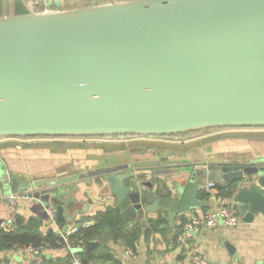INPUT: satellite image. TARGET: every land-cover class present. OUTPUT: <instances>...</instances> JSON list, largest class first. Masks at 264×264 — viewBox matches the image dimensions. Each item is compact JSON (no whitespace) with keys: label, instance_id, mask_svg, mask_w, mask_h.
<instances>
[{"label":"water","instance_id":"water-1","mask_svg":"<svg viewBox=\"0 0 264 264\" xmlns=\"http://www.w3.org/2000/svg\"><path fill=\"white\" fill-rule=\"evenodd\" d=\"M101 1L0 16V136L167 135L264 125V0ZM162 164L100 171L117 209L141 219L162 207L173 216L202 203L196 195L205 182L230 181L235 171L253 179L236 197L239 213L247 221L264 213V164ZM184 172L189 178L173 184L172 198L147 178ZM83 175L18 182L0 170V196L22 184L35 212L48 217L45 208L54 205L62 224L72 200L59 199L61 186ZM97 245L87 241L74 250Z\"/></svg>","mask_w":264,"mask_h":264},{"label":"crops","instance_id":"crops-1","mask_svg":"<svg viewBox=\"0 0 264 264\" xmlns=\"http://www.w3.org/2000/svg\"><path fill=\"white\" fill-rule=\"evenodd\" d=\"M60 1L61 8L55 0H0V16L59 11L102 3L101 0ZM158 161L165 163L162 164L165 167L181 166L183 169L206 162L221 165L264 164V125L203 127L154 136H40L0 140V170L9 176L14 174L18 182L53 174L71 177L73 171L84 174L61 186L59 199L63 203L72 200L69 204L72 206L71 214L66 208V220L62 224L35 212L33 203L28 200L21 201L19 205L17 216L24 223L33 219L43 234L55 231L62 237L72 226H86L87 222L95 224L98 214L108 208L117 210L116 200L108 193L104 174L100 171L123 164L131 165L127 170L156 168L149 163ZM237 175L235 171L229 172L230 181H217L211 189L205 182L196 195L202 203L177 211L173 216L169 209L162 207L154 212H145L141 219L129 218L118 209L127 221L128 232L133 233V246H127L122 237L108 236L96 240L99 245L90 250L93 257L89 259V264H179V260L187 259L196 251L217 264H264L262 212L255 214L250 221L239 213L241 220L236 225L221 222L213 228L202 227L189 236L182 235L184 225L192 214H201L219 203L233 204L238 209L236 197L240 190L253 184V179L250 176L238 178ZM187 176L184 172L162 177L148 174L147 178L161 183L159 194L162 197L172 198L175 197L172 194L173 184L187 181ZM229 183L233 187L230 193L228 189L219 187ZM16 187L17 193L28 192L22 184ZM201 190L204 192L201 193ZM5 196L8 197V194L0 196V221L10 218V204ZM66 225L69 228L65 230ZM21 248L0 250V264H62L58 258L69 253L58 247L47 248L37 255ZM84 251L87 252L83 249L80 253Z\"/></svg>","mask_w":264,"mask_h":264},{"label":"trees","instance_id":"trees-1","mask_svg":"<svg viewBox=\"0 0 264 264\" xmlns=\"http://www.w3.org/2000/svg\"><path fill=\"white\" fill-rule=\"evenodd\" d=\"M231 185L230 183L229 185L220 184L219 187L228 189L227 191L230 193L233 189ZM17 221L18 228L16 230L11 231L0 227V250L16 249L27 245L58 248L65 243L63 237L58 232L52 231L43 234L37 229L36 222L33 219L27 223H24L22 218H18ZM126 222L118 209L108 208L106 211L98 214L95 224L79 226L76 231L70 233L69 241L73 244H81L84 246L87 241H96L104 237L112 236L114 238L122 237L127 246H133V233L128 232ZM81 255L87 259L88 264L89 259L93 257L91 251H84ZM58 262L72 264L71 254L67 253L66 256L59 257Z\"/></svg>","mask_w":264,"mask_h":264},{"label":"built area","instance_id":"built-area-1","mask_svg":"<svg viewBox=\"0 0 264 264\" xmlns=\"http://www.w3.org/2000/svg\"><path fill=\"white\" fill-rule=\"evenodd\" d=\"M126 134H119V135H85V136H78L82 138H101V137H121ZM128 135V134H127ZM129 135H136V136H146L141 134H129ZM147 136H154V135H147ZM32 138V137H17V136H0V140L7 139V138ZM40 137V136H37ZM42 137V136H41ZM215 187V182H208L207 188L211 189ZM31 198L30 194L27 192L17 193V192H10L8 194V201L10 204V218L7 220L0 221V227L6 230H16L18 228V208L23 200H27ZM48 217L56 222V211L53 206H48L45 208ZM241 216L238 212L237 206L233 204H226V203H219L206 211L202 212L201 214H192L188 221L185 223L182 235L189 236L194 231H199L202 227L213 228L219 225L221 222L226 225H236L240 222ZM90 223L87 222L86 226H89ZM78 229L77 226H72L71 230H67V233L63 235L64 237V245L60 247L61 250L68 251L72 255V264H87L84 261L83 256L81 255L80 251H75L76 248H83L81 244H73L69 241V232L76 231ZM24 251H28L33 254H41L43 250L47 249L45 246H34V245H27L21 248ZM131 252V250H130ZM179 264H217L206 255L200 252H192L191 255L185 260H179Z\"/></svg>","mask_w":264,"mask_h":264},{"label":"rangeland","instance_id":"rangeland-1","mask_svg":"<svg viewBox=\"0 0 264 264\" xmlns=\"http://www.w3.org/2000/svg\"><path fill=\"white\" fill-rule=\"evenodd\" d=\"M201 129H199V131H200ZM195 133V132H194ZM125 136H128V137H132V136H134V135H123V137H125ZM78 137V136H77ZM19 139V138H18Z\"/></svg>","mask_w":264,"mask_h":264}]
</instances>
